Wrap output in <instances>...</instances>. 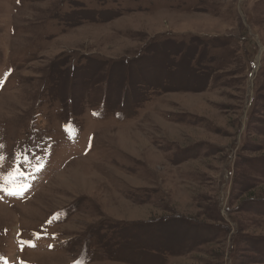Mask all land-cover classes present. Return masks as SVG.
<instances>
[{
	"label": "rangeland",
	"instance_id": "rangeland-1",
	"mask_svg": "<svg viewBox=\"0 0 264 264\" xmlns=\"http://www.w3.org/2000/svg\"><path fill=\"white\" fill-rule=\"evenodd\" d=\"M0 144V264H264V0H0Z\"/></svg>",
	"mask_w": 264,
	"mask_h": 264
},
{
	"label": "snow or ice",
	"instance_id": "snow-or-ice-1",
	"mask_svg": "<svg viewBox=\"0 0 264 264\" xmlns=\"http://www.w3.org/2000/svg\"><path fill=\"white\" fill-rule=\"evenodd\" d=\"M3 147L4 146L0 144V148ZM20 155L17 156L16 162L12 166L11 170L8 172L7 177L3 178V182H0V191L5 192L6 195L20 196L23 194V191L26 190V186L17 183L19 177L24 175V173H22L19 168V164L21 163ZM4 159L5 158L3 156H0V163H2ZM22 162L25 164H29L30 158L24 156ZM33 167L35 168L36 171H40L43 168V165L37 164V165H33Z\"/></svg>",
	"mask_w": 264,
	"mask_h": 264
},
{
	"label": "bare ground",
	"instance_id": "bare-ground-1",
	"mask_svg": "<svg viewBox=\"0 0 264 264\" xmlns=\"http://www.w3.org/2000/svg\"><path fill=\"white\" fill-rule=\"evenodd\" d=\"M34 199H35V197H34ZM24 206H25V205H24ZM20 207H21V206H20ZM2 209H3V207H2ZM4 209H5V208H4ZM7 210H8V209H7ZM10 210H11V209H10ZM10 210H9V211H10ZM0 213H1V211H0ZM43 253H44V252H43Z\"/></svg>",
	"mask_w": 264,
	"mask_h": 264
}]
</instances>
